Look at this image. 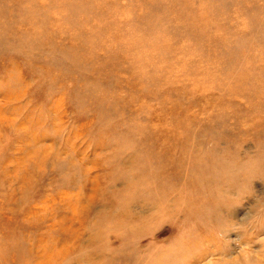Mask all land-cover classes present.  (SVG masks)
Here are the masks:
<instances>
[{
	"label": "rangeland",
	"instance_id": "374dc122",
	"mask_svg": "<svg viewBox=\"0 0 264 264\" xmlns=\"http://www.w3.org/2000/svg\"><path fill=\"white\" fill-rule=\"evenodd\" d=\"M0 264H264V0H0Z\"/></svg>",
	"mask_w": 264,
	"mask_h": 264
}]
</instances>
